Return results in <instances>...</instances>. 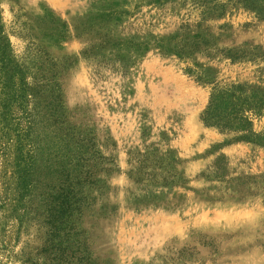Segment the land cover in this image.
<instances>
[{
    "label": "rangeland",
    "instance_id": "obj_1",
    "mask_svg": "<svg viewBox=\"0 0 264 264\" xmlns=\"http://www.w3.org/2000/svg\"><path fill=\"white\" fill-rule=\"evenodd\" d=\"M231 85L264 95V0H0V264H264V109L201 121Z\"/></svg>",
    "mask_w": 264,
    "mask_h": 264
},
{
    "label": "trees",
    "instance_id": "obj_2",
    "mask_svg": "<svg viewBox=\"0 0 264 264\" xmlns=\"http://www.w3.org/2000/svg\"><path fill=\"white\" fill-rule=\"evenodd\" d=\"M263 109L264 95L258 96L251 93L243 85H231L222 89L214 88L208 106L201 115V121L208 128H218L222 131L245 134L252 129V117L255 114L262 113ZM47 119L52 120L55 118ZM46 138L49 140V136ZM58 142L57 147L61 151L62 140L59 139ZM63 142L65 143L64 140ZM67 144H71V147L65 149H68L66 151L70 156L69 165L73 174V190L77 196L78 190L82 186L89 184L95 174L94 169L97 165L98 155L91 139L74 138L72 142H67ZM22 149L23 139L19 138L17 140V150L21 152ZM20 171L23 173L22 170ZM19 180L22 181L21 189L23 190L27 187V190L28 184L25 179L19 177Z\"/></svg>",
    "mask_w": 264,
    "mask_h": 264
}]
</instances>
